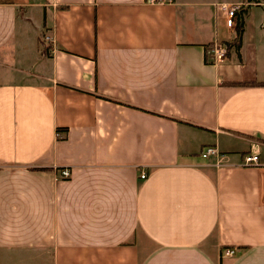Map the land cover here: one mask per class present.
Returning <instances> with one entry per match:
<instances>
[{"label": "crops", "instance_id": "crops-1", "mask_svg": "<svg viewBox=\"0 0 264 264\" xmlns=\"http://www.w3.org/2000/svg\"><path fill=\"white\" fill-rule=\"evenodd\" d=\"M236 1L0 0V264H264V0L233 33Z\"/></svg>", "mask_w": 264, "mask_h": 264}, {"label": "built area", "instance_id": "built-area-1", "mask_svg": "<svg viewBox=\"0 0 264 264\" xmlns=\"http://www.w3.org/2000/svg\"><path fill=\"white\" fill-rule=\"evenodd\" d=\"M146 3L155 4V3H162L164 1L170 0H144ZM262 4V2L258 0H243V1H236V2H222L219 3V10L220 14L223 19V23L225 27L229 30H232L233 33L235 30L240 29L241 18L244 13V9L249 5H257ZM210 55L212 63L220 64L225 61L227 57V44L222 41H214L210 48ZM219 151L216 147L211 145H206L200 152V156L202 158H207L209 156H213L216 158L214 161V165H218L220 163L219 159ZM258 161L256 159V155H245L242 160V164H257ZM60 174L63 176L68 175V170L66 168H62L59 170ZM139 177H144V173L140 172ZM234 252L231 248H224L222 251V255H232Z\"/></svg>", "mask_w": 264, "mask_h": 264}, {"label": "trees", "instance_id": "trees-1", "mask_svg": "<svg viewBox=\"0 0 264 264\" xmlns=\"http://www.w3.org/2000/svg\"><path fill=\"white\" fill-rule=\"evenodd\" d=\"M238 41H239V39H238V37H237V39H236V40H234V41H233V43H234V44H237V43H238ZM226 44H227V43H226ZM238 83H240V82H238Z\"/></svg>", "mask_w": 264, "mask_h": 264}]
</instances>
